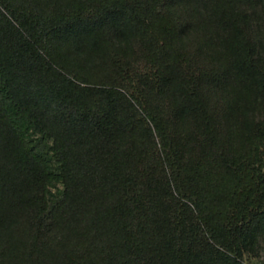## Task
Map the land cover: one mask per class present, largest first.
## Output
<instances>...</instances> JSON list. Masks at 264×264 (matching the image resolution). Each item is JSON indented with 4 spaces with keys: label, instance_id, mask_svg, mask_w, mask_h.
<instances>
[{
    "label": "trees",
    "instance_id": "obj_1",
    "mask_svg": "<svg viewBox=\"0 0 264 264\" xmlns=\"http://www.w3.org/2000/svg\"><path fill=\"white\" fill-rule=\"evenodd\" d=\"M264 0H0V264L264 257Z\"/></svg>",
    "mask_w": 264,
    "mask_h": 264
},
{
    "label": "rangeland",
    "instance_id": "obj_2",
    "mask_svg": "<svg viewBox=\"0 0 264 264\" xmlns=\"http://www.w3.org/2000/svg\"><path fill=\"white\" fill-rule=\"evenodd\" d=\"M264 172V169H263ZM245 264H264V257H259V258H253V257H248L246 256L244 258Z\"/></svg>",
    "mask_w": 264,
    "mask_h": 264
}]
</instances>
